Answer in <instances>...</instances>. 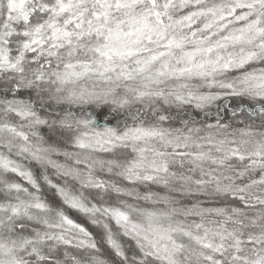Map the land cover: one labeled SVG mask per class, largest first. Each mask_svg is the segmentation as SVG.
<instances>
[{
    "label": "snow or ice",
    "instance_id": "snow-or-ice-1",
    "mask_svg": "<svg viewBox=\"0 0 264 264\" xmlns=\"http://www.w3.org/2000/svg\"><path fill=\"white\" fill-rule=\"evenodd\" d=\"M0 264H264V0H0Z\"/></svg>",
    "mask_w": 264,
    "mask_h": 264
}]
</instances>
